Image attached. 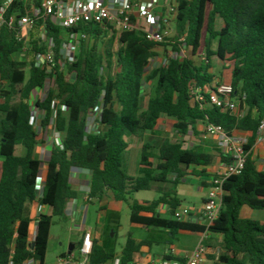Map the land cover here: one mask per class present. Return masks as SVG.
<instances>
[{
  "label": "trees",
  "instance_id": "16d2710c",
  "mask_svg": "<svg viewBox=\"0 0 264 264\" xmlns=\"http://www.w3.org/2000/svg\"><path fill=\"white\" fill-rule=\"evenodd\" d=\"M41 2L12 0L4 17L39 9ZM174 5L176 41L171 46L176 55L148 73L150 61L157 56L155 46L166 44L149 40L142 28L118 33L107 23L88 22L65 30L48 22L47 35L55 42V65L48 72L45 65L34 63V54L46 50V45H39L36 39V28L32 33L34 42L21 57L24 44L15 37L17 28L5 24L0 27V264H23L29 259L44 264L52 218L65 219L68 201L77 196L69 184L74 167L91 171L89 198L99 201L110 193L114 201L128 205L131 223L172 234L181 229L203 232L204 225L176 218L180 200L175 187L190 167H207L227 158L212 153L202 138L183 148L186 136L201 134L196 129L198 123L220 125L228 134L243 131L247 137L244 168L224 181L219 215L208 227L210 234L221 235L222 251L214 264H264V220L240 215L245 206L264 210V170L256 169L251 155L258 126L264 120V0H175ZM217 18L222 22L219 29ZM131 21L135 23V17ZM70 31L85 37L76 41L74 60L62 66L58 49ZM214 40L215 53L211 49ZM115 41L119 42L116 50ZM182 46L188 47L192 55L202 49L206 61L196 64L189 57H179ZM212 54L231 69L230 83L243 112L240 116L196 100L192 93L193 89L213 84L216 76L209 62ZM152 80L153 95L142 104L143 84ZM50 81L54 87L33 102V91ZM204 95L207 100L209 94ZM98 103L100 111L95 121L101 131L96 133L87 127ZM35 111L39 116L34 115ZM162 117L174 120L179 139H162L154 156V142L150 137L144 140V135L152 133ZM48 127L60 133V145L53 143L44 161L45 181L38 196L36 185L42 161L34 150L41 141L38 129ZM132 138L142 142L140 174L136 177L122 169V156ZM151 158L156 159L155 164ZM172 174L174 179L170 180ZM153 184H159L157 199H132L135 192L150 190ZM30 202L49 207L50 214L29 216L25 204ZM160 203L169 205V217L156 213ZM116 218L119 220L118 213ZM33 221L36 232L30 239ZM110 230L107 227L100 238H93L85 264H105L116 257L127 264L145 243L128 233L117 253L116 233L111 236ZM80 245L76 243L71 253L61 257L79 261Z\"/></svg>",
  "mask_w": 264,
  "mask_h": 264
},
{
  "label": "built area",
  "instance_id": "2783aa9c",
  "mask_svg": "<svg viewBox=\"0 0 264 264\" xmlns=\"http://www.w3.org/2000/svg\"><path fill=\"white\" fill-rule=\"evenodd\" d=\"M11 1L3 0L0 5V27L5 24L8 27L17 28L15 37L17 40L23 41L24 44L22 53L20 54L21 57L34 42L35 39L32 33L36 28V39L39 41V45H46V50L34 54V63L36 66L45 65L48 72L55 65V42L51 36L47 35L46 26L48 22L53 23L55 26H60L65 30H71L78 24L88 22L99 23L101 25L107 23L114 27L118 33L134 28H142L149 40L160 43L164 41L167 35L166 26L168 25L169 17L175 15L176 7L174 4L168 3L164 12L158 10L159 0H143L140 2H133L132 0H42L39 9L31 8L25 14L13 13L8 18H5L6 8ZM135 15L144 20L145 26L131 21V17H135ZM39 20L41 22L39 25H36ZM79 37H85V35L70 31L66 33L65 38L60 43L58 54L62 66L66 62L74 60L77 49L76 41ZM50 87H54L53 81L48 82L44 88L36 91L44 95ZM206 92L209 94L207 100L204 95ZM192 93L195 95L196 100L201 102L207 101L220 107L224 112H230L237 116L243 113L239 109V100L230 82H217L211 84V86L198 87L193 89ZM51 106H55V100L52 101ZM99 111L100 104L98 103L94 108L95 115L91 118L94 124L89 128V130H93L96 133L101 131V126L95 121ZM38 114L39 112H34V115L39 116ZM31 120H33V116ZM189 135H192V133ZM257 136L259 139H264V120L258 126ZM201 138L204 140L209 139L212 142V151L217 155L223 154L227 158L225 162H220L217 169L211 173L208 181V189L202 206L204 226L206 228L203 231V238H206L209 234L208 227L218 217L222 206L224 181L228 177L241 172L244 168L248 151L245 149L247 144L246 135L238 133L228 134L220 125L211 123L204 125L200 135ZM59 139L60 133L56 132L53 143L60 145ZM188 211V208H183L181 214L176 218L182 221L183 216ZM92 246L93 237L91 231L88 230L84 232L79 247L80 260L71 262L67 258L60 257L57 260V264H85ZM207 254L208 249L203 240H201L183 260L164 257L156 264H206ZM25 263L33 264L34 261L33 259H29ZM111 264L122 263L116 257L111 261ZM127 264L135 263L131 261Z\"/></svg>",
  "mask_w": 264,
  "mask_h": 264
},
{
  "label": "crops",
  "instance_id": "0c3cea01",
  "mask_svg": "<svg viewBox=\"0 0 264 264\" xmlns=\"http://www.w3.org/2000/svg\"><path fill=\"white\" fill-rule=\"evenodd\" d=\"M133 2H140L143 0H132ZM163 1V3H162ZM169 0H159V3L162 4L160 7L158 6V10H164L166 5L168 4ZM136 23L138 25L145 26V22L142 18L135 15ZM219 80L215 79L213 83H217ZM161 119V118H159ZM159 119L157 122V125L159 123ZM172 123L174 124V120L170 119ZM94 123H91L88 125L91 127ZM156 125V126H157ZM156 128V127H155ZM204 128V125L201 123H198L196 125V129L198 132H202ZM39 132V138L43 137L40 141V143L35 147L34 153L36 157H38L42 163L40 165V171L38 174L37 179V185H36V193L38 196L41 195L44 181H45V163L44 161L48 158L50 149L53 145L54 138L56 136V131L53 129V127L45 128L44 130L38 129ZM235 133L246 135L243 131H237ZM146 134H151L147 132ZM200 135L194 136L189 135L187 143L184 144V146L188 145H194L199 143ZM186 138V137H185ZM134 142L135 145L133 144ZM140 144V145H138ZM207 147H212V142L208 139L206 140V143H204ZM129 153L126 154L125 162L126 164H129L132 166V160L135 158L134 161L135 166H132L130 169V173L126 172L128 175L136 177L140 174L139 169L141 167L140 165V156L142 151V142L135 141L133 139H130V145L128 147ZM132 151V152H131ZM131 152V153H130ZM39 153V154H38ZM212 153H214L212 151ZM216 154V153H214ZM251 155L255 159V166L257 170H264V139L257 138V142L253 146L251 150ZM139 156V161H137V157ZM123 159V156H122ZM2 159L0 158V161ZM156 160V159H155ZM150 161L155 164L156 162L152 161V158ZM137 164V165H136ZM220 164V161H218L216 164L207 166V167H190L188 169V174L184 177L180 178L179 183L176 185L175 190L177 197L180 200V206L176 209V217L179 216L182 212L183 208H188V213L183 216L182 221L189 222L193 225L197 226H203L204 225V218H203V212H202V206L203 201L205 198V195L207 193L208 189V181L210 178V175L212 172H214L218 165ZM195 171V173H192V171ZM203 170L202 173H199ZM91 171L87 169H80V168H72L70 172V178H69V184L73 190L77 192V196L75 198H72L68 201L66 209H65V219L60 220L63 225L72 227L73 230H75L78 233V240L77 242H70V244H73L74 247L76 243H81L82 236L84 232L91 231L93 238H100L105 231L107 227H110L111 229H118L119 224L117 222H120V220H117L116 214L118 213L119 219L121 216V212L124 207L128 208L129 210V216H130V209L127 204L120 203L114 201L110 193H107L102 197L101 200H96L94 198L88 197V192L90 188V182H91ZM170 180L174 179V175L169 176ZM190 180V185L185 186L186 194L189 195V197L197 196L198 200L192 205H182L181 198L178 196V187L181 185H187V181ZM164 185V184H162ZM159 184H153L152 188L153 190L157 192ZM136 193V192H135ZM135 193L132 196V199L137 200L134 196ZM158 196L155 198L157 199ZM154 200V199H153ZM94 201L99 202V212L96 214L95 218L92 219L93 224H89L87 219V207L88 204ZM140 202L142 201H151L148 199H142L138 200ZM244 208V207H243ZM241 209L240 215L243 216V210ZM25 211L26 213L31 216H37L39 214H50V208L47 206H41L36 202H30L25 204ZM108 211L111 212V215L108 214ZM156 213L162 217H169L170 216V208L168 204L160 203L156 207ZM248 218V217H247ZM253 219V218H252ZM261 220V219H257ZM264 220V219H262ZM52 229V226H51ZM123 229V228H122ZM111 231V230H110ZM36 232V221L31 222L29 227V236L30 239L34 238ZM51 233V230H50ZM128 233H131L133 237L138 241H145V243L141 244L139 246V249L137 252L133 255L132 262L135 264H156L158 261L164 257H170L174 259L183 260L186 255L191 253V251L195 248V246L198 244L199 241L203 240V243L206 245L208 249L207 254V261L206 264L209 262L214 263L218 254L222 251L220 249V241H221V235L216 234H208L206 238H203V232L200 230H177L174 234L167 230H162L157 227H144L141 224L131 223L129 220V223L127 225L126 231H124V241L123 245L120 246V249L117 250L116 248V241H115V251L117 253H120L122 250L126 237ZM113 235V234H112ZM117 236V232H116ZM116 238V237H115ZM50 240V237H49ZM63 242H60V248L59 252L56 256V260L53 264H57V260L65 254V252L62 250ZM48 249H49V241H48V248L47 253L45 256L44 264H51L48 261ZM68 254V252L66 253ZM75 252L72 254L74 255ZM23 264H29V263H23ZM36 264V263H33ZM105 264H111L110 262H107Z\"/></svg>",
  "mask_w": 264,
  "mask_h": 264
},
{
  "label": "rangeland",
  "instance_id": "374dc122",
  "mask_svg": "<svg viewBox=\"0 0 264 264\" xmlns=\"http://www.w3.org/2000/svg\"><path fill=\"white\" fill-rule=\"evenodd\" d=\"M163 3V1H162ZM168 3L171 4H175V0H169ZM160 4V3H159ZM162 5V4H160ZM159 5V7H160ZM167 6V5H166ZM165 10V9H164ZM222 25V22L219 18L216 19V28L219 29L220 26ZM166 31H167V35L164 39L163 42L161 43H165L166 45H161L158 44L155 46V52L157 54V56L154 57V59H152L150 61V66H148V68L146 69V73L149 72V69L152 67H156L159 66L161 64L164 63V61L172 56H175L176 53L173 51L172 49V44L175 43V25H174V16H170L169 20H168V25L166 26ZM119 46V42L115 41L114 42V49L116 50ZM212 51L215 53L216 50V40L213 41L212 47H211ZM179 57H189L191 59H193V61L196 64H199L203 61H206V57H205V53L202 49L198 50L196 55H192L191 54V50L188 47L182 46L180 53L178 54ZM209 62L211 64V70L212 72L215 74V79L217 80H221L222 82H230L231 79V69L228 68L227 64L220 60L217 55L212 54L209 57ZM227 67V68H225ZM3 85H5L3 83ZM154 85H155V80L149 81L147 83L143 84V88H142V95H143V103L145 104L146 100L148 97L153 95L154 92ZM43 94L37 91H33L32 93V99L33 102L37 99L42 97ZM39 115V114H38ZM91 123H94L91 119H90V123L88 125H90ZM36 127H38L36 125ZM89 126L87 127V130H89ZM148 137L152 138L153 142H154V148L152 149V154L154 156L157 155V145L158 143L164 139V138H170L172 141H176L179 139V137L175 134V130H174V126L172 121L169 118H165L162 117L161 119H159V123L156 126L155 130L151 133V134H145L144 135V140L148 139ZM189 137V136H188ZM44 139L43 137L41 138V140ZM133 140L139 142L138 139L132 138ZM188 140V138L186 139ZM136 142H134L133 144L135 145ZM140 145V144H138ZM132 152V151H131ZM130 152V153H131ZM129 153V149H127L124 154H123V159H122V169L124 172H129L130 173V169L132 166H135L134 161L136 160L135 158H133L132 160V166L129 164H126L125 162V158H126V154ZM39 154V153H38ZM139 159V156L137 157V161ZM153 162H156L155 158H152ZM137 165V164H136ZM187 185H181L180 187H178V196L181 198L182 201V205H192V203L196 202L198 200L197 196H193V197H189V195L186 194L185 190V186H189L190 180L187 181L186 183ZM158 196V194L156 193L155 190L150 189V190H141L135 193V198L137 200H142V199H148V200H153ZM244 212H243V216H246L248 218H253V219H264V210H259V209H250L248 207H244L243 208ZM99 212V202L98 201H94L88 204L87 207V219L88 222L87 223H91L92 219L95 218L96 214ZM120 222H119V227L118 229L114 228L110 231V235L113 234L114 232H117V236L115 238L116 241V248L117 250L120 249V246L123 245V241H124V231H126L127 225L129 223V210L128 208L124 207L122 212H121V216H120ZM52 229H51V233H50V240H49V249H48V261L49 263L53 264L56 260V256L59 252V246H60V242H63V246H62V250L67 253L70 247V242H77L78 240V233L72 229L71 226H69L70 224H68V226L63 225V223L60 222V220L56 217L52 218ZM94 221L91 223L93 224ZM123 228V229H122ZM112 236V235H111ZM208 264H214L212 262H209Z\"/></svg>",
  "mask_w": 264,
  "mask_h": 264
},
{
  "label": "water",
  "instance_id": "95a60500",
  "mask_svg": "<svg viewBox=\"0 0 264 264\" xmlns=\"http://www.w3.org/2000/svg\"><path fill=\"white\" fill-rule=\"evenodd\" d=\"M188 138V136H186V138L185 139H187ZM187 146L185 145L183 148H186ZM112 235V234H111ZM32 246H33V243H32ZM74 249V245L73 244H71L70 245V247H69V250H68V254L69 253H71V251Z\"/></svg>",
  "mask_w": 264,
  "mask_h": 264
}]
</instances>
